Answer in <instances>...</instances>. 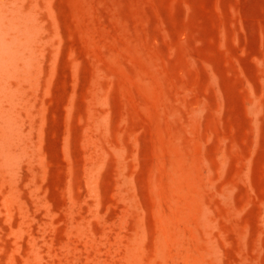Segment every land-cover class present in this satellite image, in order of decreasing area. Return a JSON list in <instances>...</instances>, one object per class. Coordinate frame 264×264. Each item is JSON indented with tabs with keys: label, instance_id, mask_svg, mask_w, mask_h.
<instances>
[{
	"label": "rangeland",
	"instance_id": "1",
	"mask_svg": "<svg viewBox=\"0 0 264 264\" xmlns=\"http://www.w3.org/2000/svg\"><path fill=\"white\" fill-rule=\"evenodd\" d=\"M0 264H264V0H0Z\"/></svg>",
	"mask_w": 264,
	"mask_h": 264
}]
</instances>
